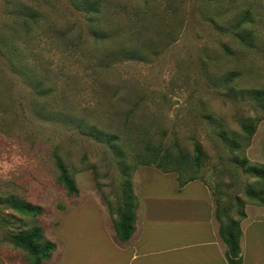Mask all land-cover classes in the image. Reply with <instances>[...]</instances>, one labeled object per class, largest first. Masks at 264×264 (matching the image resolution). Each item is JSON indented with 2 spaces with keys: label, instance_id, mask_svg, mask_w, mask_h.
I'll return each instance as SVG.
<instances>
[{
  "label": "rangeland",
  "instance_id": "1",
  "mask_svg": "<svg viewBox=\"0 0 264 264\" xmlns=\"http://www.w3.org/2000/svg\"><path fill=\"white\" fill-rule=\"evenodd\" d=\"M98 1L106 12L91 23L70 0H0V264H33L13 238L35 228L56 257L59 237L73 254L92 218L62 213L103 208L112 225L124 173L132 183L153 152L183 158V176L204 182L235 219L258 204L252 194L264 185L250 167L264 163V0Z\"/></svg>",
  "mask_w": 264,
  "mask_h": 264
},
{
  "label": "crops",
  "instance_id": "2",
  "mask_svg": "<svg viewBox=\"0 0 264 264\" xmlns=\"http://www.w3.org/2000/svg\"><path fill=\"white\" fill-rule=\"evenodd\" d=\"M132 184L139 203L128 240L118 238L103 208H71L62 214L81 211L92 218L90 237L78 241L74 250L70 247L74 253L68 254L69 247L62 248L57 228L60 255H54L59 250L56 245L44 264H228L226 245L218 233L216 203L204 182L194 179L179 186L177 173L143 165L136 170ZM245 215L240 238L242 264H264V205L248 204Z\"/></svg>",
  "mask_w": 264,
  "mask_h": 264
},
{
  "label": "trees",
  "instance_id": "3",
  "mask_svg": "<svg viewBox=\"0 0 264 264\" xmlns=\"http://www.w3.org/2000/svg\"><path fill=\"white\" fill-rule=\"evenodd\" d=\"M76 8H80L82 11H84L88 17L89 22H95L96 20L99 21L98 17L96 19V16L99 15V18L101 19V16L104 14L105 9L104 5L101 6L98 0H70ZM248 21V13L245 12V15L240 19L238 22V25L243 24L244 22ZM24 22V20H23ZM25 24H27V21L25 20ZM93 35L96 34L98 38H107V33L101 32L99 29H93ZM240 40L244 44H249V38L247 36L239 35ZM4 42L6 43L5 39ZM12 54L8 57V62L12 66V70L15 71L18 66L14 63V60L12 59ZM15 60H17L15 58ZM18 61V60H17ZM21 67V66H20ZM261 94V92H259ZM243 130L246 132L248 136H251L253 133V127L250 123H243L242 124ZM88 132L91 135L99 136V134H96V127L92 126L90 129H88ZM116 139L115 136H106V142L109 144H114V140ZM233 147H238L236 144H232ZM194 161L196 164L200 162L201 155H202V147L200 143L196 142L194 145ZM149 156V155H148ZM151 159L146 162H142L141 165H153L157 168H159L162 172H177L178 174V182L179 186H183L186 182H189L191 180L197 179L193 175H188L187 177L183 176L182 167L183 165V158H179L176 160H171L169 153L159 154L153 152L151 156H149ZM170 161H169V160ZM247 159L244 157L242 159V163H246ZM57 167L59 169L60 173V180L65 185V188L68 191V196H76L78 193L77 188L75 187L73 178L69 175V173L66 170V167L63 165V163L58 159L57 160ZM252 173L258 177L261 182L264 185V163L251 166L250 167ZM126 180L125 185L128 187V191L125 195V200L123 207L119 210L118 218L114 220V228L116 231V234L118 238L122 241L128 240L135 228V208L137 206V203L135 201V195L132 193L131 190V175L130 172L127 171L124 173ZM250 189L248 190L249 193ZM257 198V203L260 205H264V187L258 194H252ZM216 210H215V217L216 220L219 223L218 227V233L220 235V238L226 245L225 249V256L228 261V264H242V258L240 254V238L242 234L241 230V219H243L246 215L243 211L239 213V218L235 219L231 216H229L222 208V203L216 199ZM14 208H17L19 210L27 209L28 211L35 210L32 207L27 206L24 208V205L14 204ZM110 208V206H109ZM110 213L113 214V210L110 208ZM39 238V228H35L30 230L27 233H17L15 234L13 241L16 245H19L23 248H25L32 259L33 264H44V260H48L55 248V244L51 241H43L38 242Z\"/></svg>",
  "mask_w": 264,
  "mask_h": 264
}]
</instances>
